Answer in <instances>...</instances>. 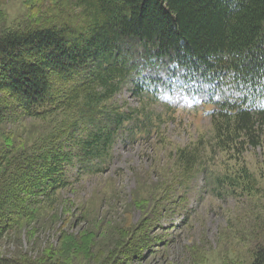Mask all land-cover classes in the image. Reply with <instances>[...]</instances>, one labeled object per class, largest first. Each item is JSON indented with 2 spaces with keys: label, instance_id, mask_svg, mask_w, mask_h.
<instances>
[{
  "label": "trees",
  "instance_id": "obj_1",
  "mask_svg": "<svg viewBox=\"0 0 264 264\" xmlns=\"http://www.w3.org/2000/svg\"><path fill=\"white\" fill-rule=\"evenodd\" d=\"M30 15V24L0 32V126L40 123L27 148L14 147L9 133L0 143V238L29 234L25 222L54 205L72 185L71 171L102 172L117 140L159 134L150 105L164 89L209 107L214 140L169 150L172 168L157 180L165 194L199 170L213 190H252L243 155L264 142V0H37ZM126 87L141 98L131 111L116 99ZM221 155L231 165L206 173L204 161ZM101 225L83 231L80 245L62 230L58 259L50 249L46 261L33 262L0 250V264H93L101 255L92 261L86 253L99 239L107 254L95 264H130L151 247L146 222L124 237L118 225ZM250 264H264V245Z\"/></svg>",
  "mask_w": 264,
  "mask_h": 264
},
{
  "label": "rangeland",
  "instance_id": "obj_2",
  "mask_svg": "<svg viewBox=\"0 0 264 264\" xmlns=\"http://www.w3.org/2000/svg\"><path fill=\"white\" fill-rule=\"evenodd\" d=\"M36 6L37 0H0V32L19 27L26 20L30 24L35 19L30 13L35 12ZM169 96L165 93L156 104L150 105L159 134L149 141L117 140L100 173L83 174L73 169L72 185L57 194L54 205L25 222L29 234L23 228L20 235L14 230L0 238L1 255L43 261L50 249L55 253L54 259H58L56 250L62 247L59 243L62 230L74 234L73 240L80 245L85 240L83 231L89 227L102 224L100 231H103V224L111 222L112 226H119V235L124 237L127 230L146 222L151 247L142 248L139 257L130 264H250L254 249L264 245V142L256 148L249 147L243 155L255 179L251 191L233 190L225 185L213 190L204 171L199 170L183 188L169 187L165 194L157 180L163 177L162 174L159 178L160 169L165 173L171 167L173 153L168 154L169 150L175 146L214 145L209 117L199 102L190 97ZM116 99L127 111L140 107L141 103L128 89L122 90ZM39 124L34 119L0 126V143L9 133L14 147L22 144L27 148ZM161 135L167 140L161 142ZM5 145L7 155H14V147ZM224 161L231 165L225 155L206 159L205 172L212 170L221 175ZM132 201L142 208L132 206ZM99 241L95 252L86 253L91 254L92 261L107 254L105 246H101L105 244L103 239ZM86 255L84 263L88 262Z\"/></svg>",
  "mask_w": 264,
  "mask_h": 264
},
{
  "label": "bare ground",
  "instance_id": "obj_3",
  "mask_svg": "<svg viewBox=\"0 0 264 264\" xmlns=\"http://www.w3.org/2000/svg\"><path fill=\"white\" fill-rule=\"evenodd\" d=\"M170 97V96H169ZM161 98V97H160ZM193 99V98H192ZM170 101V100H169Z\"/></svg>",
  "mask_w": 264,
  "mask_h": 264
}]
</instances>
